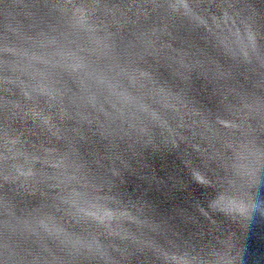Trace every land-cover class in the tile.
Here are the masks:
<instances>
[{
  "label": "water",
  "instance_id": "obj_1",
  "mask_svg": "<svg viewBox=\"0 0 264 264\" xmlns=\"http://www.w3.org/2000/svg\"><path fill=\"white\" fill-rule=\"evenodd\" d=\"M227 238L264 264V0H0V264H215Z\"/></svg>",
  "mask_w": 264,
  "mask_h": 264
},
{
  "label": "clouds",
  "instance_id": "obj_2",
  "mask_svg": "<svg viewBox=\"0 0 264 264\" xmlns=\"http://www.w3.org/2000/svg\"><path fill=\"white\" fill-rule=\"evenodd\" d=\"M255 151L249 149L244 162L236 165L237 175L241 178L242 188L251 182L255 174ZM241 191L236 195H222L220 199L214 204L222 214L235 220H246L250 213L259 208V205H253L246 194ZM232 241L227 238L224 242L223 249L217 254L215 264H232Z\"/></svg>",
  "mask_w": 264,
  "mask_h": 264
}]
</instances>
